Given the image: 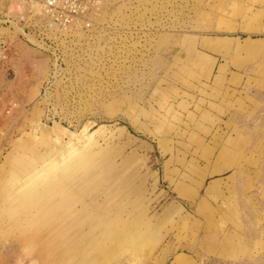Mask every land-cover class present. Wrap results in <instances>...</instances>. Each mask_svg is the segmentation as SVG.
<instances>
[{
  "label": "rangeland",
  "instance_id": "obj_1",
  "mask_svg": "<svg viewBox=\"0 0 264 264\" xmlns=\"http://www.w3.org/2000/svg\"><path fill=\"white\" fill-rule=\"evenodd\" d=\"M98 5L95 36L50 54L21 34L30 0H0V264L50 238L10 210L15 159L40 177L101 153L116 225L145 238L95 264H264V0Z\"/></svg>",
  "mask_w": 264,
  "mask_h": 264
},
{
  "label": "bare ground",
  "instance_id": "obj_2",
  "mask_svg": "<svg viewBox=\"0 0 264 264\" xmlns=\"http://www.w3.org/2000/svg\"><path fill=\"white\" fill-rule=\"evenodd\" d=\"M85 153V156L92 154L90 151ZM28 160L35 165L34 160L28 158L15 159L18 166L9 179L14 188L8 190V200L12 212L23 214L27 219L36 215L29 227L36 231V236H50L37 249L42 264H95L103 258V252L97 255V247L106 251L119 242L122 249L123 243L136 240L135 234L141 233V225L137 226L138 230L133 228L136 222L128 223L131 229L128 236L122 232L126 231L128 221L120 220L123 223L117 225L114 221L120 209L113 206L112 186L104 185L103 167L109 160L103 153L91 162L80 160V166L74 163L71 167L61 168L63 171L59 175L47 167L45 175L40 177L32 172L33 166L30 171L26 170ZM116 206L121 208L122 204ZM179 213L184 214L183 208ZM17 224L18 228L22 226L19 221ZM144 238L137 239L136 244ZM32 261L38 262L36 258Z\"/></svg>",
  "mask_w": 264,
  "mask_h": 264
},
{
  "label": "built area",
  "instance_id": "obj_3",
  "mask_svg": "<svg viewBox=\"0 0 264 264\" xmlns=\"http://www.w3.org/2000/svg\"><path fill=\"white\" fill-rule=\"evenodd\" d=\"M36 7L20 23L22 36L37 49L54 54V45L62 44L64 37H93L97 30L94 15L98 11L99 0H30ZM65 39V38H64ZM10 47L0 44V75L7 70ZM47 85V84H46ZM4 105L10 113L16 101L6 102L0 95V107Z\"/></svg>",
  "mask_w": 264,
  "mask_h": 264
}]
</instances>
